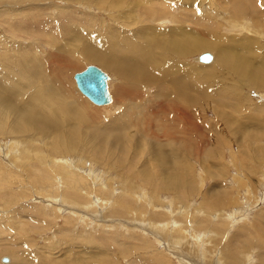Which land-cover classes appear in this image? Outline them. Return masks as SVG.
<instances>
[{
  "label": "rangeland",
  "instance_id": "374dc122",
  "mask_svg": "<svg viewBox=\"0 0 264 264\" xmlns=\"http://www.w3.org/2000/svg\"><path fill=\"white\" fill-rule=\"evenodd\" d=\"M180 30L197 32L203 42L261 65L264 0H0V264L2 259L6 264H152L159 257L171 264H182L180 259L184 264L264 262V79L242 78L264 69L254 63L251 70L240 64L219 71L223 55L216 48L165 60L156 42L165 43L167 35L176 37ZM126 38L136 41L128 46ZM112 41L119 55L137 46L160 63H147L152 56L142 52L128 54L147 65V76L134 83L81 60L68 69L66 93L54 91L60 96L57 109L73 102V121L51 133L33 118L23 123L34 92L21 81L28 75L26 62L35 59L44 70L47 60L54 63L52 54L76 56L89 48L103 53L99 50ZM213 53L212 64L195 62ZM156 64L170 73V81L162 83L166 87L153 80ZM88 65L109 76L110 105L98 107L77 90L74 75ZM13 87L10 102L1 95ZM136 89L139 96L128 94ZM16 101L23 104L20 113L10 112ZM183 108L187 113L180 116ZM55 120L49 117L53 126ZM106 126L119 128L120 139L102 142L98 134L106 133ZM162 127L170 139L160 133ZM55 139L67 154L53 151ZM175 157L182 175L169 187L164 178L169 170L159 161ZM65 164L75 178L84 177L81 182L79 177L72 182L65 171L62 175ZM44 168L49 176L41 181ZM152 223L166 229L158 231Z\"/></svg>",
  "mask_w": 264,
  "mask_h": 264
},
{
  "label": "bare ground",
  "instance_id": "6f19581e",
  "mask_svg": "<svg viewBox=\"0 0 264 264\" xmlns=\"http://www.w3.org/2000/svg\"><path fill=\"white\" fill-rule=\"evenodd\" d=\"M235 2H237V0H235ZM92 5V4H91ZM240 6V5H239ZM255 12V11H254ZM152 17V16H151ZM153 18V17H152ZM234 18V17H233ZM168 19V18H167ZM253 19V18H252ZM247 23V22H246ZM179 24H180V22H179ZM253 24V23H252ZM202 25V24H201ZM199 33H201V32H199ZM165 34V33H164ZM194 34H197V32L196 33H194ZM192 35V33L191 32H187V31H184V30H180L179 31V33L178 34H176V37H172V36H169V35H167L166 36V40H165V43L164 42H156V47H160V48H162L163 49V52H164V58H166L165 60H168V59H173L175 56H184V55H191V54H195L197 51H199V50H210V49H213V48H216V51L218 52V53H221L223 56L221 57V59L217 62V64H216V66H217V69L219 70V71H222L224 68H226L227 66H230V65H240V64H243L244 66H245V68L244 69H246L247 67H251L254 63L256 64V66L257 67H259V68H262V69H264V59H262L261 60V65H259V63H258V60H256V61H248V60H246V58H240V57H242V55L240 56L238 53H233V55H232V53L230 52V50L229 49H226V48H224L222 45H217L216 46V44H211L210 42L209 43H207V42H203V40H200V36H196V35ZM203 36V35H202ZM139 38V37H138ZM134 39V38H133ZM202 39V38H201ZM142 40V39H141ZM111 41V40H110ZM114 41H116V40H114ZM129 41H131L130 43H129ZM136 41V40H135ZM135 41H132V39L130 38V40H128V38H126V44L128 45V46H131V45H133L134 44V42ZM140 41V40H139ZM147 41V42H146ZM122 42V41H121ZM145 42L147 43V44H152L153 45V39H146L145 40ZM222 43V42H221ZM120 44V43H119ZM87 45V44H86ZM110 45V46H109ZM109 45H107V46H109V47H107V46H105V44L102 46L103 47V49L102 50H99V51H102L103 53H101V52H98V51H96V50H89V49H86L85 51H83V53H82V55H80V53H76V56L75 55H73L74 53H71V54H69V55H67V54H65V53H63L62 52V54H63V57L59 54V53H57V54H52V56H54V57H52L51 59H53V61H54V63L53 64H51V63H49V60H47V62H46V64H45V67H44V70L42 69V67L41 66H38L37 64H35V59L34 60H32V58H30L32 61L30 62H26L25 64L27 65H25V67H29V68H27V69H29V71L27 72L26 71V73H28V75H27V77H24L23 78V80H21L22 81V83L24 84V86H27V87H31V88H33V90H34V92L31 94V96H30V98L31 99H29L31 102H29V103H31L30 104V106H29V104L28 105H26V107H28L29 108V111H28V109L27 110H23L22 111V113L21 114H23V113H25L26 111H28V117H22L23 119V123L24 124H26V122H29V120H31L32 118L34 119V120H36L37 122L35 123L36 125H40V126H42L43 128H45L47 131H50V133L51 132H53V130H54V127H55V129H57V128H59V127H61L62 125H64V124H66L69 120L70 121H73V118H72V116H74V108H75V106H73V102H69V104H64L63 106H61V107H59L58 109L56 108V106H57V104H58V102L56 101V100H58V98L60 97L59 95H57L56 93H54V91L55 90H57L58 91V93L61 95V94H64V93H66V91H65V89H67V87L68 86H71L70 85V83L66 80L67 79V76L69 75V71H68V69H70V68H74V66L75 67H78L79 66V64L77 63V62H79V61H81V60H83V61H93V62H95V63H98V64H102V65H104V66H106V67H108L109 69H111L113 72H115L117 75H120V76H124V77H126L127 79H129V80H131V82H134V83H136V82H138L137 80H139L140 78H142L143 76H147V74H148V70H147V65L146 64H142V65H140V64H138V62H135V61H137V59L136 58H134L132 55H130V57L128 58L127 57V55L128 54H132V53H137L138 54V52H142V53H144V57L145 58H148V56H152V54L150 53V52H145L146 50H145V48H143V49H141V48H139V47H137V46H134V48H133V46H132V50L129 52V53H125V55H122V54H120V55H122V56H124V58H121L122 56H120L119 55V52H117V51H115L116 50V48H118L119 46L118 45H116L113 41H112V43H110L109 42ZM151 45V46H152ZM233 45V44H232ZM122 46V45H121ZM234 46V45H233ZM126 47V46H125ZM226 47V46H225ZM127 48V47H126ZM118 49H120V48H118ZM122 51V50H121ZM120 51V52H121ZM233 51V50H232ZM113 52H115V53H113ZM122 53V52H121ZM202 55V54H201ZM230 55H232L233 57H235V60H233L231 57H230ZM235 55V56H234ZM243 55H253L252 53H246V54H243ZM125 56L127 57V58H125ZM158 56H159V54H158ZM32 57V56H31ZM119 57L121 58V59H119ZM160 57V56H159ZM210 57H211V59H210V61L208 62V63H205V62H201L200 60H199V58H200V56L195 60V62L196 63H198V64H203V65H210V64H212L214 61H215V55H214V53H213V55L212 54H210ZM161 58H163V57H161ZM160 58V59H161ZM216 58H217V55H216ZM28 59V58H27ZM148 60V62L147 63H154V62H156L157 64L158 63H160L159 61H157L156 59L154 60V57L152 56V58L151 59H147ZM25 61V60H24ZM23 61V62H24ZM28 61V60H27ZM162 61H164V59H162ZM164 62H166V61H164ZM163 62V63H164ZM169 62V61H168ZM172 62V61H171ZM132 64H134L136 67H134ZM156 64V65H157ZM36 65H37V67H36ZM58 65V66H57ZM43 66H44V64H43ZM56 66L57 67H60V70L59 71H56ZM158 66V65H157ZM160 66V65H159ZM158 66V67H159ZM138 67H140L139 69H138ZM152 67V66H151ZM154 67V66H153ZM152 67V68H153ZM254 67V66H253ZM31 68V69H30ZM56 68V69H55ZM161 68H163V65L162 66H160L159 68H156V69H158V75L156 76V77H154L153 76V80L154 81H156L158 84H160V85H164V84H162V83H166V81L167 82H169L170 81V79H168V76H167V74H170L169 73V71L167 70L166 72L165 71H163V69L161 70ZM149 69H150V67H149ZM154 69V68H153ZM155 69V71H157ZM248 70V69H247ZM250 70H251V68H250ZM249 70V71H250ZM154 71V70H153ZM248 71V72H249ZM254 71V70H253ZM25 72V71H24ZM178 72V71H177ZM20 73V72H19ZM176 72L174 71V74H175ZM245 73V72H244ZM247 73V72H246ZM250 73V72H249ZM152 74V73H151ZM21 75V74H20ZM177 75H179V74H177ZM181 75H183V74H181ZM250 75V74H249ZM253 75V74H252ZM262 75V76H261ZM261 75L260 74H258V72L257 73H255L254 74V76H250V77H244V75H243V77L242 78H245V79H248V80H251L252 82H261L263 79H264V74H262L261 73ZM152 76V75H151ZM183 78V76H181V78H178V77H176V80H180V79H182ZM241 78V79H242ZM21 79V78H20ZM109 76H108V80H107V83H108V81H109ZM19 81V80H18ZM140 81H141V79H140ZM21 83V82H20ZM110 83V82H109ZM4 84L3 83H1L0 82V88L3 86ZM171 85V84H170ZM164 87H166V85H164ZM160 88V87H159ZM15 90V87H13V88H11L10 90H9V94L7 93V91H3V93H2V97L3 96H6V97H8V100H10V102L12 101V99L10 98V96H12V90ZM107 89H108V84H107ZM128 89H130V88H126V90H128ZM165 89V88H164ZM170 89V88H169ZM25 90H29L28 88H26ZM24 90V91H25ZM133 90V89H132ZM69 91V90H68ZM71 91V90H70ZM70 91L68 92V94L70 93ZM135 91V92H134ZM133 92H130V93H128V94H132V95H134V96H139V92L137 91V89L136 90H134ZM108 92H109V89H108ZM53 93H54V95H53ZM19 94V93H18ZM110 94V93H109ZM122 95V94H121ZM15 96V95H14ZM110 96H111V94H110ZM63 97H61V99H62ZM127 99V98H126ZM132 99V98H131ZM138 99V98H137ZM28 100V101H29ZM26 101V100H25ZM90 101V100H89ZM0 102H4V100H0ZM91 102V101H90ZM111 102H112V98H111ZM111 102L109 103V104H107V105H103V106H101V105H96V104H94V103H92V104H94V105H96V106H98V107H105V106H108V105H110L111 104ZM17 104H19V107H17ZM22 103L20 102H18V101H16L15 102V104L13 103V105L11 104V106L12 107H14V108H11L10 109V112H13V113H15V112H21V108L23 107L22 105H21ZM135 104V103H134ZM139 104V103H138ZM70 105H72L73 106V109L72 108H69L70 107ZM140 105V104H139ZM138 105V106H139ZM165 107H167L168 105H166V104H163ZM127 106V105H126ZM141 106V105H140ZM160 107H161V103H160V105H159ZM143 107V106H142ZM185 107V106H184ZM133 108V107H132ZM140 108V107H139ZM138 108V109H139ZM168 108H175V110H177V111H179L180 109H181V107L180 106H178V105H172V106H168ZM167 108V109H168ZM264 108V107H263ZM79 110V109H78ZM145 110V109H144ZM169 110V109H168ZM138 111H140V109L138 110ZM146 111V110H145ZM154 113V112H153ZM178 114H180L181 113V115L180 116H183V115H185L186 113H187V111H186V109L185 108H183V111L182 112H177ZM59 114H63V116L64 115H66L67 116V118H66V120H64L63 121V119L61 118V117H59L60 115ZM88 114V113H87ZM144 114H145V112H144ZM77 115H79V113H77ZM139 116H140V114H138ZM165 115H166V112H165ZM51 116H53V117H55L56 118V120H55V122H54V126L49 122V117H51ZM79 116H81V115H79ZM133 116V115H132ZM164 116V115H163ZM91 117L92 116H90V115H87L86 116V120H89V119H91ZM127 117V116H126ZM138 117V116H137ZM142 117V116H141ZM165 117V116H164ZM130 118V117H129ZM150 118V117H149ZM166 118V117H165ZM154 119V118H153ZM167 119V118H166ZM180 119V118H179ZM60 120H62V121H60ZM125 120V119H124ZM155 120V119H154ZM170 120V119H169ZM122 121V120H121ZM66 122V123H65ZM89 122H91V120L89 121ZM183 122V124L184 125H186L185 123H184V121H182ZM134 123V122H133ZM22 125V126H19L18 125V129H16V131H22V129L24 128V126L25 125ZM183 125V126H184ZM122 127H125V126H123L122 125ZM139 127V126H138ZM142 127V126H141ZM143 127H145V126H143ZM186 127V126H185ZM184 127V128H185ZM157 128V127H156ZM106 129H108L107 131H106V133H99L98 134V137H101V140H102V142H103V140H106V138L107 137H112L113 136V141H117V138H119L120 136H121V133L120 134H118L117 133V131L116 130H119V128H110L109 126H106ZM136 129H138L137 127H136ZM142 129V128H141ZM141 129H139L140 131H141ZM148 130V129H147ZM151 130V129H150ZM186 131V130H185ZM1 133V132H0ZM97 133V132H96ZM150 133V132H149ZM160 133H162V134H164L168 139H170V132L169 131H167V130H165V128H161V131H160ZM186 133H187V131H186ZM164 135H161L162 137H164V138H166ZM187 136V135H186ZM60 137V136H59ZM152 137V136H151ZM71 138V137H70ZM153 138V137H152ZM154 138H156V137H154ZM153 138V139H154ZM120 139V138H119ZM188 139V138H187ZM109 140H112V139H109ZM157 140V139H156ZM180 140V139H179ZM181 140H182V138H181ZM55 141H56V145L55 146H53V151H55V149H57L58 150V152H62L63 154H67V151H66V149L63 147L64 146V144H60L58 141V139H55ZM63 141V140H62ZM73 141V140H72ZM66 142V141H65ZM158 142V141H157ZM165 142H166V140H165ZM68 143V142H67ZM70 143H72V142H70ZM70 143H68V144H70ZM113 143V142H112ZM125 143V142H124ZM159 143V142H158ZM163 143V142H162ZM181 143V142H180ZM111 144V143H110ZM113 144H117V142H114ZM119 145V144H118ZM117 145V146H118ZM173 146V145H172ZM71 147V146H70ZM103 147V146H102ZM113 147V146H112ZM72 148V147H71ZM182 148H184L183 147V145H182ZM111 149V148H110ZM109 149V150H110ZM115 149V148H114ZM186 151V150H185ZM12 152V151H11ZM100 152V151H99ZM114 153V152H113ZM185 153H187V152H185ZM8 154V153H7ZM16 154V153H15ZM50 154H51V152H50ZM98 154V153H97ZM175 154V153H174ZM184 154V153H183ZM39 155H42V154H39ZM54 155V154H53ZM108 156H109V154H107ZM106 155V156H107ZM177 155V154H176ZM107 156V157H108ZM110 156H111V154H110ZM113 156V155H112ZM29 157V156H28ZM41 157V156H40ZM39 157V161H44L45 160V158L47 157V155H43V157L42 158H40ZM186 157V156H185ZM53 158V157H52ZM105 158V157H104ZM50 159V158H49ZM100 160V159H99ZM169 160V159H168ZM174 160H176V161H174V162H170V161H167L166 159H161V161H159L158 163H159V165H161V168L163 167V169H168L169 171L167 172V175L169 174V177H164V178H166L165 180L167 181V183L169 184V187L171 186V187H173V186H175V183L180 179V177H181V175H182V173L181 174H178V166H177V168L175 169V167H176V163L178 164H180V160H179V158L178 157H175L174 158ZM14 161V160H13ZM36 161V160H35ZM49 161H52V160H49ZM15 162V161H14ZM40 163V162H39ZM55 163L56 164H58L59 162H57V161H55ZM48 164V163H47ZM44 165V164H43ZM42 165V166H43ZM52 165H54L55 166V164H53L52 163ZM51 165V163H50V167L52 166ZM163 165V166H162ZM21 166V165H20ZM54 166H52V167H54ZM59 166V165H58ZM58 166H56V167H58ZM170 166V167H169ZM180 167V166H179ZM4 168V167H3ZM41 168V167H40ZM160 168V169H161ZM170 168L171 169H173V172H174V174H170ZM15 169V168H14ZM55 169V168H54ZM57 169V168H56ZM55 169V170H56ZM58 169H59V167H58ZM257 169V168H256ZM18 170V169H17ZM43 171H42V173H41V175H40V178H38V179H41V181H43V177H41L42 175H44V176H47L48 175V170L46 169L45 170V168L44 169H42ZM60 171H61V173H62V175H63V173H64V171L67 173V177L71 180V176L73 177V181L72 182H74V183H76V179L79 177L78 175H77V178H75V176H74V174L73 173H70L69 171H68V167H67V164H65V165H63V166H61V169H59ZM188 170V169H187ZM104 171V170H103ZM180 171V170H179ZM9 172V171H8ZM164 172V171H163ZM1 173V172H0ZM3 173H5V172H3ZM18 173H21V172H18ZM57 173V172H56ZM161 173V172H160ZM2 174V173H1ZM0 174V175H1ZM34 174V173H33ZM58 174V173H57ZM159 174V173H158ZM164 174V173H163ZM7 175V174H6ZM9 175V177H12V174H8ZM71 175V176H70ZM151 175V174H150ZM160 175V174H159ZM166 175V174H165ZM39 176V175H38ZM49 176V175H48ZM64 176H65V174H64ZM154 176V175H153ZM34 177V176H33ZM60 178H61V175H60ZM80 178H84L83 176L82 177H79V182H81L82 180L80 179ZM90 178V177H89ZM145 178H147V177H145ZM160 178V177H159ZM62 179H63V176H62ZM65 179V178H64ZM0 180L2 181V179H1V177H0ZM45 180V179H44ZM46 181V180H45ZM91 181V180H90ZM163 181H164V179H163ZM72 182H69L68 180H67V183H68V185H71V183ZM87 182V181H86ZM165 182V181H164ZM83 183V182H82ZM166 183V184H167ZM0 184H1V182H0ZM64 184V183H63ZM168 184H167V186H168ZM178 184V183H177ZM2 185H3V183H2ZM76 185V184H75ZM67 186V185H66ZM166 186V187H167ZM179 186V185H178ZM252 186V185H251ZM71 187V186H70ZM77 187V186H76ZM241 187V186H240ZM73 188V187H72ZM75 188V187H74ZM168 188V187H167ZM242 188V187H241ZM75 190V189H74ZM129 190V189H128ZM132 190H133V188H132ZM171 190V189H170ZM173 190V189H172ZM46 192V191H45ZM77 193V192H76ZM127 193V192H126ZM128 196L130 195V194H127ZM208 197V196H207ZM63 200V199H62ZM65 200V199H64ZM65 201H67V200H65ZM121 201V200H120ZM211 203V202H210ZM257 203V202H256ZM116 204V203H115ZM119 204V203H118ZM209 204V203H208ZM207 204V205H208ZM212 205V204H211ZM81 207V206H80ZM211 207V206H210ZM218 207H220V206H218ZM81 208H83V207H81ZM212 208V207H211ZM125 209V208H124ZM40 210V209H39ZM127 210V209H126ZM214 210V209H213ZM133 212V211H132ZM239 212H241V211H239ZM242 213V212H241ZM244 213H246L245 215H247V213L248 212H244ZM144 214V213H143ZM124 215V214H123ZM184 216V215H183ZM262 216V215H261ZM142 217H143V215H142ZM152 219V218H151ZM262 219H264V218H262ZM219 220V219H218ZM222 220V219H221ZM209 221V220H208ZM212 221V220H211ZM220 221V220H219ZM264 221V220H263ZM159 223V222H158ZM158 223H155V224H151V227L152 228H154V229H156V230H158V231H161V232H164V230L166 229V226H164V227H162V226H160V224H158ZM204 223V222H203ZM245 223V222H244ZM150 224V223H149ZM215 224H216V222H215ZM198 225V224H197ZM213 225V224H212ZM218 225L220 226V224L218 223ZM224 225V224H223ZM244 225V224H243ZM203 226H204V224H203ZM216 227H217V225H216ZM198 228H200V227H198ZM264 228V227H263ZM207 229H209V228H207ZM197 230V229H196ZM249 230V229H248ZM180 231V230H179ZM168 233V232H167ZM248 234H249V232H247ZM260 233H262V232H260ZM257 234V233H256ZM123 235V234H122ZM165 235V234H164ZM167 235V234H166ZM170 235V234H169ZM182 235V234H181ZM177 236V235H176ZM255 237H256V235H254ZM253 236V237H254ZM19 239V238H18ZM257 239V238H256ZM178 244H181L182 242L181 241H176ZM263 244V243H262ZM242 246H243V244H242ZM264 246V245H263ZM174 248H177V247H174ZM232 251V250H231ZM239 251V250H238ZM238 251H236V253L238 252ZM239 252H241V251H239ZM235 253V252H234ZM231 254H232V252H231ZM157 255V254H156ZM237 255H239V254H237ZM237 255H235V258L237 257ZM233 256V255H232ZM234 257V256H233ZM232 260V259H231ZM230 260V261H231ZM2 261H3V263H8L7 261V259H2ZM41 262V261H40ZM180 262L182 263V264H184V262H183V259H180ZM234 262H235V264H237V263H239V261L237 262L236 261V259L234 260ZM10 263V262H9ZM262 263H264V262H262ZM261 262H260V264H262ZM145 264V263H144ZM152 264H171V262L166 258V259H162V258H157V259H155V260H153V262H152Z\"/></svg>",
  "mask_w": 264,
  "mask_h": 264
},
{
  "label": "water",
  "instance_id": "95a60500",
  "mask_svg": "<svg viewBox=\"0 0 264 264\" xmlns=\"http://www.w3.org/2000/svg\"><path fill=\"white\" fill-rule=\"evenodd\" d=\"M210 54H203L199 60L208 63ZM108 75L95 65H88L84 70L74 75L77 90L96 105H107L111 96L107 89Z\"/></svg>",
  "mask_w": 264,
  "mask_h": 264
}]
</instances>
